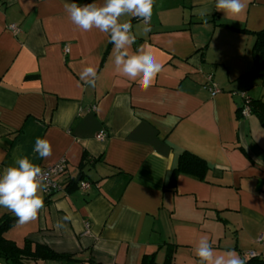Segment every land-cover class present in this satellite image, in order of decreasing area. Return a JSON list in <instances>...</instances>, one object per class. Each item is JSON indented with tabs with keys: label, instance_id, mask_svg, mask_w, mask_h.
<instances>
[{
	"label": "crops",
	"instance_id": "1",
	"mask_svg": "<svg viewBox=\"0 0 264 264\" xmlns=\"http://www.w3.org/2000/svg\"><path fill=\"white\" fill-rule=\"evenodd\" d=\"M72 2L93 0H34L27 11L21 0H0V172L21 156L40 168L67 162L61 189L41 191L37 217L4 238L78 264H140L149 255L162 264L170 250L172 264H198L206 234L216 256L234 250L264 261L256 242L264 234V130L237 113L246 99L264 102V76L251 57L264 0H244L239 15L216 10L215 0H153L147 32L122 16L135 36L130 53L140 49L161 64L146 90L115 72L107 34L71 22ZM89 65L95 86L79 78ZM207 77L218 94L205 90ZM37 137L50 142L51 156L33 153ZM183 152L210 171L204 182L180 175L171 189ZM81 181L90 183L85 192ZM6 216L16 217L0 207V221Z\"/></svg>",
	"mask_w": 264,
	"mask_h": 264
},
{
	"label": "clouds",
	"instance_id": "2",
	"mask_svg": "<svg viewBox=\"0 0 264 264\" xmlns=\"http://www.w3.org/2000/svg\"><path fill=\"white\" fill-rule=\"evenodd\" d=\"M21 2L25 11L35 6L34 0ZM152 5L153 0H103L98 6L93 0L84 6L72 2L67 8L71 22L78 29L87 32L95 28L109 36V42L113 45L115 72L123 80L135 83L141 90L152 86L161 72V64L140 49L130 53L135 36L128 21L138 18L143 30L147 32ZM245 6L244 0H215L216 10L225 15H239ZM122 16L127 17L128 21L121 22ZM96 75V69L89 65L79 73V78L85 84L95 86ZM171 119L169 117L165 123H169ZM32 151L39 158H47L52 154V147L47 139L37 137ZM41 171L27 156H21L14 160L12 166L0 172V207L12 211L20 224L34 220L44 207L43 198L39 195L45 188L40 180ZM195 254L198 264H247L246 259L241 258L234 250H229L224 255H214L206 234L201 235Z\"/></svg>",
	"mask_w": 264,
	"mask_h": 264
},
{
	"label": "trees",
	"instance_id": "3",
	"mask_svg": "<svg viewBox=\"0 0 264 264\" xmlns=\"http://www.w3.org/2000/svg\"><path fill=\"white\" fill-rule=\"evenodd\" d=\"M244 32V30H240ZM254 43L251 49V57L254 63V73L264 76V30L253 34ZM250 114L253 115L264 130V102L260 100H250L248 103ZM241 110L237 113L241 117ZM83 167V166H82ZM82 171V168L80 169ZM209 166L200 158L183 152L177 159L176 166L169 175L168 187L174 189L178 176L193 178L199 182H204L209 172ZM82 175V174H80ZM82 179V176H81ZM18 223L17 217L6 216L0 221V261L4 264H28L44 263L54 261L60 264H78L73 256L58 254L49 247L41 244H32L24 241L22 247H18L14 242L4 238V234ZM172 253L170 250L162 264H172ZM247 264H264L258 256L247 258ZM140 264H157L154 255L144 256Z\"/></svg>",
	"mask_w": 264,
	"mask_h": 264
},
{
	"label": "built area",
	"instance_id": "4",
	"mask_svg": "<svg viewBox=\"0 0 264 264\" xmlns=\"http://www.w3.org/2000/svg\"><path fill=\"white\" fill-rule=\"evenodd\" d=\"M8 29L13 35H16L18 33V28L14 25L9 26ZM65 53H67V50H65ZM204 88L210 93L211 96H214L220 92V90H218L216 86L211 82L210 77H207V83L205 84ZM248 103L249 100L246 99L244 103V107L241 110L242 117H247L250 114V111L248 109ZM105 137L106 136L104 135V133L98 135L99 140H103ZM66 169H67V162L65 158L60 159L57 163H55L52 166L41 168L42 171H41L40 180L42 184L45 185L44 188L45 195H49L50 193L56 192L61 189L60 183L57 182L56 180L65 174ZM89 188H90V183L86 181H81L79 183L78 189L81 192H85ZM85 230L87 232L88 224H85ZM256 242L259 246H261L264 249V234L260 235ZM245 256L247 258H254L257 255L253 252H248Z\"/></svg>",
	"mask_w": 264,
	"mask_h": 264
},
{
	"label": "rangeland",
	"instance_id": "5",
	"mask_svg": "<svg viewBox=\"0 0 264 264\" xmlns=\"http://www.w3.org/2000/svg\"><path fill=\"white\" fill-rule=\"evenodd\" d=\"M206 90V89H205Z\"/></svg>",
	"mask_w": 264,
	"mask_h": 264
}]
</instances>
